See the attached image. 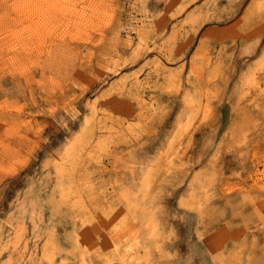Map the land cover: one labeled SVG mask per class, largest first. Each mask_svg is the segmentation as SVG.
<instances>
[{
  "label": "rangeland",
  "instance_id": "1",
  "mask_svg": "<svg viewBox=\"0 0 264 264\" xmlns=\"http://www.w3.org/2000/svg\"><path fill=\"white\" fill-rule=\"evenodd\" d=\"M0 264H264V0H0Z\"/></svg>",
  "mask_w": 264,
  "mask_h": 264
}]
</instances>
